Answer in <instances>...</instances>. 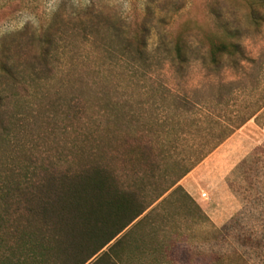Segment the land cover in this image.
Segmentation results:
<instances>
[{"label": "trees", "instance_id": "16d2710c", "mask_svg": "<svg viewBox=\"0 0 264 264\" xmlns=\"http://www.w3.org/2000/svg\"><path fill=\"white\" fill-rule=\"evenodd\" d=\"M247 7L258 29L264 0ZM210 11L221 34L195 42L211 66L235 65L245 59L239 32ZM104 22L113 52L130 64L148 61L143 28ZM58 41L53 33L36 39L38 58L49 57ZM189 41L176 35L162 50L181 65ZM77 79L82 83L35 84L30 101L11 103L0 92V264H174L178 220L208 221L180 180L255 116L264 96L230 128L213 124L225 133L209 132L177 152L179 128L193 109L201 104L202 119L216 115L233 86L203 101L155 93L141 99L127 86Z\"/></svg>", "mask_w": 264, "mask_h": 264}, {"label": "rangeland", "instance_id": "374dc122", "mask_svg": "<svg viewBox=\"0 0 264 264\" xmlns=\"http://www.w3.org/2000/svg\"><path fill=\"white\" fill-rule=\"evenodd\" d=\"M247 3L248 0H0V64L8 67L0 69V92L11 103L18 99L30 101L35 84H81L77 79L80 75L94 84L127 86L126 90L141 99L155 93L158 99L163 95L203 101L233 86V93L217 105L216 115L202 119L200 104L193 109L194 116L179 128L177 152H187L204 134L217 136L226 132L223 127L212 130L213 124L230 128L237 115L243 114L246 107L255 108L264 96V7L263 19L255 29L249 23ZM210 8L217 10L223 23L239 32L245 59L235 65L211 66L195 42L197 37L221 34ZM107 19L123 22L125 31L144 29L148 61L130 64L121 53L113 52L104 28ZM50 33L59 40L57 48L46 59L38 58L41 50L36 39ZM176 35L190 40L186 62L181 65L172 60L173 52L162 50L171 47ZM12 90L16 96H11ZM234 149L239 153L230 159L229 151ZM224 158L230 161L224 167L225 183L221 184V175L212 178L208 170L211 163ZM198 165L205 168V173L201 179L195 175L192 180H197L200 188L196 186L192 195L186 192L205 215V203L212 199L231 202L234 213L221 225L208 217V221L198 223L183 224L178 220L175 230L180 235L173 263L264 264V107ZM202 190L209 199L199 204L194 197Z\"/></svg>", "mask_w": 264, "mask_h": 264}, {"label": "crops", "instance_id": "0c3cea01", "mask_svg": "<svg viewBox=\"0 0 264 264\" xmlns=\"http://www.w3.org/2000/svg\"><path fill=\"white\" fill-rule=\"evenodd\" d=\"M238 153H239V151L236 149L229 151L230 159H231V157L237 156ZM241 156H242V154H241ZM216 158H217V156H216ZM230 159L229 160L227 158L220 159V161L216 162L215 164L211 163V165H209L208 172H210V174L212 175V178H216L218 174L221 175V181H220L221 184L225 183V173H224L225 168L224 167L227 166V163L230 161ZM192 171L194 172V175L191 178L190 175H191ZM192 171L190 173H188L186 176H184L179 182L180 185L191 195L194 192V190H196V186H198V188H200L198 181L196 180L194 182V180H192V179L195 178V175H197L198 179H201V177L205 173V168H203V166L198 165ZM201 192H205V191L202 190V191H200V193ZM200 193H199V196L197 198L194 197V199L198 203L200 202V200L201 201H207L209 199L208 197H207V199L201 198ZM204 207L206 208L205 213H206L207 217L215 225L223 224L234 213L233 206H231V202L226 204L225 202L222 203V202H219L218 200L212 199L211 201L208 200V202L205 203Z\"/></svg>", "mask_w": 264, "mask_h": 264}, {"label": "built area", "instance_id": "2783aa9c", "mask_svg": "<svg viewBox=\"0 0 264 264\" xmlns=\"http://www.w3.org/2000/svg\"><path fill=\"white\" fill-rule=\"evenodd\" d=\"M200 197L203 198V199H207V194H206V192H201V193H200Z\"/></svg>", "mask_w": 264, "mask_h": 264}]
</instances>
